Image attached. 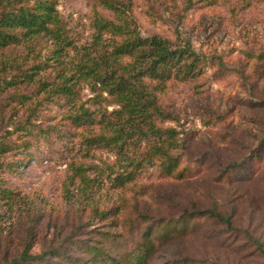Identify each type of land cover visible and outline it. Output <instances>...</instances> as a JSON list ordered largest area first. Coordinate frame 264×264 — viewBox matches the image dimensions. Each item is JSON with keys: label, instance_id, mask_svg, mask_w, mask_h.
I'll return each instance as SVG.
<instances>
[{"label": "rangeland", "instance_id": "374dc122", "mask_svg": "<svg viewBox=\"0 0 264 264\" xmlns=\"http://www.w3.org/2000/svg\"><path fill=\"white\" fill-rule=\"evenodd\" d=\"M168 1L171 12L159 9L164 21H151L141 0H136L135 16L143 36L181 39L209 61L203 77L172 82L163 97V106L173 117L166 124L180 133L182 148L176 154L201 173L179 181L160 178L157 169L151 170L139 182L146 194H136L135 205L150 224L188 213L204 216L191 223L198 222V231L161 248L151 264H264V0H217L183 12L185 0H175L176 6ZM90 5L89 0H60L59 11L78 44L91 40ZM12 93L0 99V139L15 106ZM89 96L85 91L84 97ZM74 133L69 147L60 136L50 146L39 140L32 149L44 160L30 159L20 175L3 174L26 204L11 211L0 206V264H25L20 257L29 244V253L39 258L33 264H98L81 247L99 232H126L113 217L78 210L75 199L66 198L70 162L87 166L115 162L114 154L106 150L96 151L94 158L71 150L80 142ZM20 157L0 154V163ZM234 166L257 172L242 183L219 180ZM89 173L95 176L94 169ZM100 195L110 207L133 193L106 181ZM210 210L229 215L232 224L211 216L206 212Z\"/></svg>", "mask_w": 264, "mask_h": 264}, {"label": "trees", "instance_id": "16d2710c", "mask_svg": "<svg viewBox=\"0 0 264 264\" xmlns=\"http://www.w3.org/2000/svg\"><path fill=\"white\" fill-rule=\"evenodd\" d=\"M89 1L91 40L78 44L59 11L60 0H0V99L13 90L10 98L15 103L8 118L12 130L5 127L0 154L22 156L0 163V206L11 211L26 204L20 190L8 185L3 174L20 175L30 159L44 160L32 149L39 140L50 146L60 136L69 147L76 132L80 142L71 150L76 148L85 158L106 150L114 154L115 162L106 166L70 162L66 198H74L78 210L113 217L126 231L99 232L81 250L98 264H151L161 248L198 231V222L191 223L204 216L188 213L150 224L138 211L135 195L146 194L139 182L151 170L157 169L160 178L179 181L201 173L176 154L182 148L180 133L166 124L173 117L164 108L163 97L170 83L203 77L209 61L181 39L143 36L135 16L136 0ZM141 1L153 22L164 21V13L172 10L168 0ZM216 1L185 0L182 12ZM85 91L90 93L87 98ZM92 169L94 177L89 173ZM256 169L250 174L246 167L234 166L219 180L246 182ZM106 181L133 196H121L117 204L104 206L107 201L100 193ZM206 212L232 224L227 214ZM31 247L21 254L25 264L39 259L29 253Z\"/></svg>", "mask_w": 264, "mask_h": 264}]
</instances>
